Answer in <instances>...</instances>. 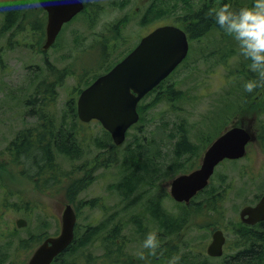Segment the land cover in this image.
<instances>
[{
	"label": "rangeland",
	"instance_id": "obj_1",
	"mask_svg": "<svg viewBox=\"0 0 264 264\" xmlns=\"http://www.w3.org/2000/svg\"><path fill=\"white\" fill-rule=\"evenodd\" d=\"M85 1L96 15L94 24L90 26L86 16H80L62 31L57 45L42 54L32 24H41L43 13L38 7H25L30 0H0V264H25L38 245L33 242L35 238L41 241L43 237L57 234L66 204H73L80 211L77 240L56 264H71L69 258L72 255L74 259L77 251L87 252L93 258L102 251L106 263L167 264L173 255H179L178 264H189L186 262L188 256L200 254L180 248L184 236L194 247L201 245L204 249L212 228L217 227L215 223L233 226L241 207L254 204L264 191V137L259 138L264 126V89L253 93L244 90L245 82L256 77L249 69L250 61L239 55L238 44L231 36L223 30H210L199 38H192L190 53L178 70L142 100L143 120L127 133L123 144L110 149L113 163L109 167L101 163L93 169L91 166L97 155L106 149L104 141L100 147L93 143L94 138L104 137L99 124L81 125L78 122L80 131L75 136L80 141L78 154L73 157L56 154V163L63 176L62 185L48 182L41 186L34 178L36 171L30 170L28 164L7 162L9 144L19 132L34 124V119L25 114L28 108L22 106L24 96L33 92L41 78L53 83L56 75L61 74L62 82L55 88L53 101H49L58 125L62 121L60 117L63 114L67 117L71 111L67 103L76 97L72 91L79 86V81H89L94 73L106 71L131 46L128 39L118 42L120 45L115 47H107L104 42L122 39L121 33L123 38H129V33L133 32L130 39L133 45V38L141 35L145 27L159 17L177 18L186 12L192 13L198 5L209 3L208 0H153L143 7L147 14L141 19L137 15L131 22L127 17L122 23L124 29L118 35L117 26L136 6L134 0ZM223 2L234 9L251 7L254 0H211L213 7ZM86 73L91 74L81 78ZM173 82L176 83L174 89L180 91L178 101L165 98L166 90ZM256 100L260 101L255 103ZM154 102L156 105H151ZM251 104L255 108H251ZM240 125L255 135V142L247 147L244 158L220 164L211 185L199 195L201 200L210 198L217 202V217L200 212L197 216L193 209H187V215L183 216L169 195L170 181L177 174L196 167L203 150L218 134ZM128 146L140 155L149 153L146 163L151 166V176L142 175L141 180L134 183L129 177L125 178L122 169ZM174 156L179 158L176 160ZM173 159L180 165L170 173L161 172L160 166ZM81 163L86 169L78 168ZM154 165L156 167L152 168ZM77 177H84L86 185L75 189L70 184ZM224 179L230 189L225 190ZM220 194H223L222 198H219ZM200 197L197 196L196 202H201ZM155 198L163 199V209L176 217L173 224H168L171 231H165L167 227L162 228L163 224L154 213L149 215L147 211L148 203ZM17 218L26 220V225L17 228ZM102 218L105 238L97 224L91 227L93 231L86 229ZM208 223L212 227H202ZM192 226L199 230L195 231ZM151 231L158 232L161 245L168 240L171 246H176L169 252V259L166 257L161 262L162 256L147 257L146 260L137 258V252ZM20 242L24 244L20 246ZM165 250L168 251L167 246ZM202 251L208 260L196 256L188 261L220 264ZM99 261L101 263V259ZM232 264L242 263L234 260ZM249 264H264V258L251 260Z\"/></svg>",
	"mask_w": 264,
	"mask_h": 264
},
{
	"label": "water",
	"instance_id": "obj_2",
	"mask_svg": "<svg viewBox=\"0 0 264 264\" xmlns=\"http://www.w3.org/2000/svg\"><path fill=\"white\" fill-rule=\"evenodd\" d=\"M47 13V49L54 41L61 25L82 9L78 0H40ZM187 52L185 35L177 28H157L142 38L139 44L107 73L98 76L83 89L76 101V115L81 122L97 120L109 133L114 145L124 140L126 130L138 120L136 106L139 100L157 86L182 61ZM250 135L234 127L219 136L207 149L201 166L188 175L176 177L170 186L171 197L187 202L201 190L214 166L224 158L238 159L244 155V146ZM245 223L264 219V195L254 207H245L239 213ZM244 216H247L244 219ZM75 217L69 205L61 216L60 233L46 239L32 254L27 264H49L71 242ZM17 228L25 226L23 219L15 221ZM221 233L215 232L207 247V254H221Z\"/></svg>",
	"mask_w": 264,
	"mask_h": 264
},
{
	"label": "trees",
	"instance_id": "obj_3",
	"mask_svg": "<svg viewBox=\"0 0 264 264\" xmlns=\"http://www.w3.org/2000/svg\"><path fill=\"white\" fill-rule=\"evenodd\" d=\"M224 4L225 2L221 3L218 7H213L211 2L207 4L203 3L201 6V10L195 14L194 18H192V20H195V22L191 23L192 29L190 37L199 38L200 36H203L204 34L208 33L210 30L213 29L222 31V29L215 23V20L212 17H209L207 13L210 9H218ZM240 8H242V6L235 7L234 10H239ZM36 26L37 23L32 24L34 30L35 28H37ZM89 74L86 73L83 77L81 76V78H86V76ZM99 74L101 73H94V75L91 76V79L89 81L80 80L79 86L76 87L75 90L72 91V93L76 95L82 88L87 86L95 77L99 76ZM61 77V74L56 75V81L53 83L48 82L45 77L41 78L38 81V84L35 86L33 92L30 95L24 96V99L22 100V106L23 108H28V111L25 112V114L31 116L34 119V124L33 126H30L29 128H26L25 130L19 132L15 139L9 144L8 148L6 149V155L8 156L7 162L17 165H25V163L28 164L30 170L36 171L34 173V178L36 182L40 183L41 186H46L48 182H50L51 185L61 186L63 182V176L61 174V170L58 164L56 163V154L63 153L67 156L73 157V155H77L78 151L80 150V141L75 137L76 134L80 131V129L78 128V120L75 115V99L70 98V100L68 101L69 103H67V106L70 108L71 111L69 112V115L67 117L64 116V114L60 117L62 121L58 125L55 123L56 118L54 113V107L50 105L49 102L50 100L53 101L55 97V88L60 86L62 82ZM80 83H82L83 85L80 86ZM175 87V82L171 83V85L168 86V90H166L165 95V98L168 101L179 100L180 91L178 89H174ZM258 101L260 100H256L255 103H257ZM248 104L249 103H247V105ZM151 105H156V103L154 102ZM250 107H255V105L251 104ZM138 113V123L140 124L143 120V114L140 109V106L138 108ZM67 119L70 120L69 123H67ZM102 132L104 134V137L101 139L94 138L93 143L95 144V146L100 147V143L104 141V147L106 149L97 155L96 162L94 164H91V166H93L92 169L95 167L94 165H97L98 163L104 164L105 167H109V165L113 163L110 157V152L112 150L110 149H113L115 146L111 144L109 135L103 130ZM263 137L264 126L262 125L259 138ZM125 150L127 151L125 153L126 160L122 169L123 174L125 173V178L129 177L130 181L134 183L136 180H141L142 175H152L151 166L149 165V163H146L148 157L147 155L149 153H146L147 155H140L139 151H136L134 148H129V146ZM178 158L179 156H176V158L174 156V159L177 160ZM174 159L171 162L169 160L168 163L161 165V172L170 173L172 169L180 165L177 164L176 160L174 161ZM85 167L86 166L83 163L78 165V168L80 170ZM155 167L156 165H154L152 168ZM24 173L26 175V171H24ZM27 175L28 177H33L29 174ZM152 177L154 178V176ZM47 179H51V181H48ZM223 181L225 183V179ZM70 185H72V187H75L76 189L85 186L86 183L84 182V177H77L71 182ZM225 185V190L230 189L229 184L227 185L225 183ZM199 195L198 198L200 197ZM222 195L223 194H220L219 198H222ZM160 201V199L156 198L152 202L150 201L148 203L149 206L147 208V211L149 215L154 213V215L156 216L155 218L159 219L161 221V224H163L162 228L167 227L165 231H171V229L168 228V224H173L176 217L171 215V213L167 212L165 209H163L164 207L160 206ZM201 202L213 203L215 201H213V199L207 198L201 200ZM200 213L205 214L208 213V211L202 210L200 211ZM35 239L36 240H33V242L38 244L40 242V239ZM23 244L24 243L20 242V246ZM188 258H195L193 256L187 257L186 262L192 264L188 261ZM193 263L196 264L197 262L194 261Z\"/></svg>",
	"mask_w": 264,
	"mask_h": 264
},
{
	"label": "flooded vegetation",
	"instance_id": "obj_4",
	"mask_svg": "<svg viewBox=\"0 0 264 264\" xmlns=\"http://www.w3.org/2000/svg\"><path fill=\"white\" fill-rule=\"evenodd\" d=\"M79 1H81V3L83 4V10L79 13V16H81V15L86 16L85 19H86L87 23L90 24L91 22H93L92 24H94V22L96 21V19H95L96 15L93 14V11L91 10L92 7H88L85 0H79ZM151 1H153V0H134V3L136 6L134 8H131L130 15H126L125 18L123 19V21L121 22V24H118L117 34L119 35L120 32L122 31V29H124V27L122 26V23L126 22L127 17L132 22V18L136 17L137 15H139V17L141 19L142 16H144V14H147V12H145L143 10V7L147 4H150ZM206 2H211V0H208ZM200 10H201V5H198L196 7V9L193 10L192 13H191V11L186 12L185 14H182V15L178 16L177 18H173V17L172 18H169V17L164 18L162 16L159 17L154 23H152L151 25H148V27H145V30L141 35H137L133 38V39H135L133 45L130 42V39L134 36L133 32L129 33V36H130L129 38H123L122 37L123 34L121 33L120 37L122 39H116L115 38L114 40H111L109 42H106V43L104 42V44L107 47H108V45L115 47L116 45L117 46L120 45V44H117L118 42L122 43L123 41L128 39L129 40L128 44H131V46L129 47V50H131L139 43V41L143 37L150 34L152 31H154L155 28L168 26V25H172V26H175V27L181 29L186 35H191V29H192L191 23L195 22V20L193 21L192 18H194L195 14ZM39 11H41L44 15L43 21L41 20V22H40L41 24L38 23L36 26L37 28H35V30L37 31V39L40 40V43H39V52H40V50L42 49V47L46 41V34H45V23H46V15L45 14L46 13L44 11H42L41 9ZM77 16H78V14H77ZM140 24L141 23H138L137 25L139 26ZM62 27H64V25ZM61 34H62V31H60L58 33V35L55 38L54 43L47 49V51L54 48L57 45V41H58ZM263 194H264V191L262 192V194L257 199H255L254 204H247V206L248 205L249 206H255ZM150 197L153 199V196H150ZM208 199H210V198H208ZM190 200L187 203H179L180 205L176 204V206H178L181 209L180 211L183 212V216L187 215L186 214L187 209H191V210L193 209L196 212L197 216H200V214L198 212L203 210V211H208L207 215L209 217H214V218L217 217V214H218L217 202H213V203L196 202L197 201L196 198L192 199L191 201ZM199 200L201 201V198ZM91 205H93V203ZM161 205H163V199H161V201H160V206ZM70 206H71L73 213L75 215V226L73 229V241L71 242V245H73V243L77 240V223H78V219L80 217V211L78 210V208L75 205L70 204ZM61 215H62V213H61ZM246 218H247V216L244 217V219H246ZM60 219H61V216H60ZM100 221H101V224H99ZM100 221L96 222L94 225L86 226V229H91L90 231H93V229L91 227L95 226L97 224L98 225V231H101V233H103V238H105V224H104L103 218ZM234 223L235 224L233 226H228L225 224L221 225L219 223H215L214 225H217V227L212 228V230H211L209 243L211 242V238H212L213 233L217 230L221 231V238H222L223 242L221 244L222 252H221V255H219V256H213V257L207 256L206 255V246L204 249L201 245L199 247H194L192 245V241L191 242L186 241L187 236H184V240L182 241V243L180 240V248L181 249H183V248L187 249L193 254H200V255H196V256H198L199 258H201L203 260H208L207 258H205L201 254L203 252L202 250H204L205 255L207 257H209L211 259H215L220 264H232L234 260H236V261L239 260V261H241L242 264H248V263H250L251 260H255L257 258L261 259V257L264 258V219L249 224V223L243 222L241 218H238V220L234 221ZM202 227L210 228L212 226L208 223V224H205L204 226L202 225ZM193 228L195 231L199 230V229H196L195 227H193ZM118 232L120 233V230H118ZM232 232H233V234H232ZM58 233H59V231L57 232V234ZM115 234H116V231H115ZM54 236H52V237H54ZM46 237L48 238L49 236H46ZM46 237H43L41 239V242H43L46 239ZM235 241H237V242H235ZM70 246H69V248L67 247V249H65V251L63 253L54 257L52 259V261L50 262V264H56L63 254H65L67 251L70 252L69 251L71 248ZM165 246L168 247L167 252L165 250ZM161 247L163 249V255H162L161 262L166 257L169 259V257L171 256L169 253L171 251V249H176V246L175 245L171 246L169 244L168 240H164L162 242ZM74 252H73V254H74ZM233 252L235 253L234 255H233ZM104 254L105 253L101 251L97 254L96 258H93L87 252L77 251L74 254L75 258L73 259L72 255H71V257L69 258V261H71V264H116L115 262L106 263L104 258H103ZM222 258H224L225 261H222ZM99 259H101V263H100ZM130 262H131V264H136L135 261H130Z\"/></svg>",
	"mask_w": 264,
	"mask_h": 264
},
{
	"label": "clouds",
	"instance_id": "obj_5",
	"mask_svg": "<svg viewBox=\"0 0 264 264\" xmlns=\"http://www.w3.org/2000/svg\"><path fill=\"white\" fill-rule=\"evenodd\" d=\"M41 6L40 0H30L29 4L25 5ZM207 15L237 42L239 55L250 61L249 69L256 77L245 82L244 90L253 93L257 89H264V0H254L251 7H242L239 10L224 4L218 9H210ZM162 255L158 232H149L137 252V258L146 260L147 257ZM179 259V255H173L167 264H178Z\"/></svg>",
	"mask_w": 264,
	"mask_h": 264
}]
</instances>
